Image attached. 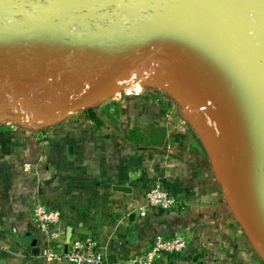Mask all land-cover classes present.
Masks as SVG:
<instances>
[{
    "label": "crops",
    "instance_id": "obj_1",
    "mask_svg": "<svg viewBox=\"0 0 264 264\" xmlns=\"http://www.w3.org/2000/svg\"><path fill=\"white\" fill-rule=\"evenodd\" d=\"M111 47L119 50L109 44L101 49ZM4 67L0 65L2 74ZM76 73L86 78L85 70ZM190 102L149 85L137 94L112 95L53 119L32 113L29 123L0 121V264H69L45 258L50 235L33 221L38 202L62 211L51 231L57 241L67 242L69 230L71 239L91 236L109 260L129 264L157 235L181 231L190 235L188 247L161 252L159 263H215L218 246L219 254L240 260L247 240H242L202 137L178 110ZM155 185L178 197L185 208L147 207L141 215L139 207L146 205V193Z\"/></svg>",
    "mask_w": 264,
    "mask_h": 264
},
{
    "label": "water",
    "instance_id": "obj_2",
    "mask_svg": "<svg viewBox=\"0 0 264 264\" xmlns=\"http://www.w3.org/2000/svg\"><path fill=\"white\" fill-rule=\"evenodd\" d=\"M9 18L12 22L5 21ZM77 24L82 27L70 29ZM258 32H264V0H74L40 13L17 0H0V65L6 76L21 74L27 81L37 77L31 70L43 75L85 70V81L96 85L68 113L112 96L117 82L140 64L161 63L156 83L144 85L189 99L201 137L210 132L199 105L211 113L226 140V168L217 178L235 218L264 257V168L256 136L264 109V51ZM106 44L119 50L101 49ZM64 60L72 66H49ZM27 81L9 84L19 88ZM70 241L71 230L66 248Z\"/></svg>",
    "mask_w": 264,
    "mask_h": 264
},
{
    "label": "rangeland",
    "instance_id": "obj_3",
    "mask_svg": "<svg viewBox=\"0 0 264 264\" xmlns=\"http://www.w3.org/2000/svg\"><path fill=\"white\" fill-rule=\"evenodd\" d=\"M17 1L24 3V5L34 13H40L44 9H53L61 6H66L74 0ZM148 65H150V69H152V67H154L153 69H157H155V71H153V69L151 71L150 69L147 71L145 68ZM158 65V67L157 65L152 66V63L150 62L149 64H142L139 67V70H133L132 72H130L122 80L129 78L132 74L135 73L137 74L136 79L128 83V85L126 83L121 84L120 81V84L117 85V90L115 91L113 96L116 95V92H121V95H128L126 94L127 91L131 94H134V92H139L140 90L144 89V87L149 86L144 85V80L156 83V77H158L159 74L163 72L161 63H159ZM37 77L38 78L27 81L26 78L22 77L17 78V76H6L0 71V84H2V89L0 90V114L7 112L9 114L15 115L16 112H14L13 109H16L18 105L23 104L25 109H27L30 114L34 113L40 117H48L50 119H53L55 117H59L61 114H64L72 103L84 97L86 94L91 93L96 85L94 82H86L83 78L84 76L79 73H75L73 74V76H70L62 72H55L53 75L40 74L37 75ZM17 80H21L22 82L27 81V83H23L19 88L13 87L9 84L10 81ZM121 87L125 89L121 90ZM22 90L27 92V96H23L21 94ZM23 99H26L25 103L22 102ZM199 106H201V111L204 115L206 129L210 132V135L202 136V147L206 153V157L212 169L223 174L227 163L226 140L224 138L222 130L217 125L215 119L208 111V109L202 104H200ZM178 110L183 111L186 118H188L189 121H191V123L195 125L193 118L196 113L195 109H193L191 105L180 106ZM261 115L260 118H258L256 124V136L258 139V144L260 146L264 168V114ZM209 140L212 143V147H214L213 149L209 147ZM239 226L241 229V233L243 234L242 240H247V250L245 251V254H240L242 256L240 260L229 258L228 256L226 257L224 253L219 254L218 249L220 248V246H218L219 248L217 249L215 263L210 264H264V257L254 247L252 240L242 228L240 223ZM205 250L206 249H203L202 253L205 254Z\"/></svg>",
    "mask_w": 264,
    "mask_h": 264
},
{
    "label": "built area",
    "instance_id": "obj_4",
    "mask_svg": "<svg viewBox=\"0 0 264 264\" xmlns=\"http://www.w3.org/2000/svg\"><path fill=\"white\" fill-rule=\"evenodd\" d=\"M13 18L5 20L12 22ZM125 88L121 87V90ZM140 92V91H139ZM139 92H134L137 94ZM126 94H131L128 91ZM116 95H121V92H116ZM15 116L23 123H29L30 114L25 109L23 104H20L13 109ZM4 112L0 114V121L10 120L11 116ZM146 205L139 207L141 215L146 214L147 207H154L164 211L173 210L176 208H185V205L166 189L160 185L153 186L146 193ZM62 220V211L51 208L44 202L36 203L33 209V221L39 229L50 235L49 247L45 253V258L54 262H68L69 264H126L121 262L113 263L102 252L96 240L91 236L78 237L71 239L66 248V242L57 241L56 237L51 235L52 229L57 226ZM190 235L187 231L175 233L173 236L157 235L152 243L146 249L136 253L129 264H161L158 260V255L161 252L179 253L184 251L189 245Z\"/></svg>",
    "mask_w": 264,
    "mask_h": 264
},
{
    "label": "bare ground",
    "instance_id": "obj_5",
    "mask_svg": "<svg viewBox=\"0 0 264 264\" xmlns=\"http://www.w3.org/2000/svg\"><path fill=\"white\" fill-rule=\"evenodd\" d=\"M255 36H256V39H257V41H258V43H259V46L261 47V49L264 51V32H258V33H256L255 34ZM235 46H236V48H238L239 50H242V48H241V46L239 45V43L238 42H236L235 43ZM152 63V66H156L157 65V67L159 66L158 64V62H151ZM154 67H152V69H153ZM152 69H150V71L152 70ZM155 69H157V68H155ZM155 69H153V71H155ZM132 71V70H131ZM149 71V72H150ZM130 72V71H129ZM149 72H147V73H149ZM136 73L135 74H132L129 78H127V79H125V80H122L123 78H125L126 77V75L124 76V77H122L118 82H117V84H120L119 82L121 81V84H123V83H126L127 85H128V83H130L131 81H134L135 79H136ZM148 76V75H147ZM141 85V84H140ZM201 107V106H200ZM261 114H264V109H262L261 110V112H260V114H259V118H260V115ZM262 116V115H261ZM214 148V147H213ZM214 151H215V149H214ZM219 151H220V149H219ZM220 153V152H219ZM222 154V153H221Z\"/></svg>",
    "mask_w": 264,
    "mask_h": 264
}]
</instances>
